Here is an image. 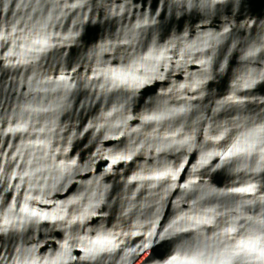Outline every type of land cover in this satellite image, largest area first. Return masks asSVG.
<instances>
[{
  "label": "water",
  "instance_id": "water-1",
  "mask_svg": "<svg viewBox=\"0 0 264 264\" xmlns=\"http://www.w3.org/2000/svg\"><path fill=\"white\" fill-rule=\"evenodd\" d=\"M0 264H264V0H0Z\"/></svg>",
  "mask_w": 264,
  "mask_h": 264
}]
</instances>
